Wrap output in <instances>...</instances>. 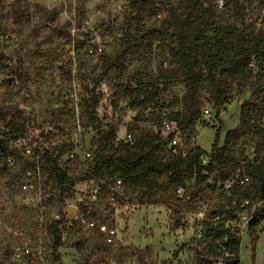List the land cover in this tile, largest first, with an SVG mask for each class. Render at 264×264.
<instances>
[{"label": "rangeland", "instance_id": "1", "mask_svg": "<svg viewBox=\"0 0 264 264\" xmlns=\"http://www.w3.org/2000/svg\"><path fill=\"white\" fill-rule=\"evenodd\" d=\"M155 1L153 18L147 14L139 21L126 0H0V133L8 131L10 118L24 119L28 137L76 150L75 159L65 152L58 160L72 179L91 165L84 151L90 147L92 153L99 123L116 126L117 140L127 132L138 136L149 130L162 137L171 133L174 123L165 115L174 109L170 96L183 92L179 81L162 91L156 108H132L120 92L132 74L154 77L166 57L157 44L139 41L142 25H158L166 14L165 0ZM243 1L250 22L259 14V1ZM214 2L224 9L223 0ZM253 79L233 83L236 94L219 112L205 102L197 135L176 132L172 151L194 144L209 153L221 120L218 145L232 130L242 145L239 159L257 156V140L239 130L238 117L240 102L251 98L247 88ZM92 92L99 95L96 123L86 111ZM23 159L18 155L16 167L0 171V264H225L207 230L224 203L216 174L204 182L190 181L181 194L159 192V204L140 205L139 189L114 184L101 189L95 179L75 183L67 199L51 180V198L46 200L21 189ZM76 206L83 208L85 218L65 219L63 214L70 216ZM61 217L62 246L54 250L52 225ZM100 223L106 231L99 229ZM238 259V264H264V223L254 230V238L248 231L240 233Z\"/></svg>", "mask_w": 264, "mask_h": 264}, {"label": "trees", "instance_id": "2", "mask_svg": "<svg viewBox=\"0 0 264 264\" xmlns=\"http://www.w3.org/2000/svg\"><path fill=\"white\" fill-rule=\"evenodd\" d=\"M126 1L136 20L140 21L147 14L153 18L151 10L157 4L155 0ZM258 1L259 14L254 21L247 22L249 7L243 0H223L222 10L214 0H165L166 14L158 25H142L139 41L149 46L157 44L166 57L154 77L132 74L127 83L121 85L120 92L132 108H156L162 91L170 83L179 81L183 92L170 96V107L174 109L165 115L168 122L174 123L173 131L162 137L159 133L143 130L138 136L132 134V141L125 142L117 140L116 126L105 127L99 123L94 127L96 134L91 142V165L74 179L66 177L58 165V160L66 152L64 148H56L53 154H44L42 166L51 180L59 183L61 198L71 197L69 188L80 181L95 179L100 182L101 189H106L108 184L116 185L120 180L121 185L140 190L138 204H159V192L175 191L190 181L204 182L216 174L223 183L236 175H248V184H233L228 192L220 193L224 203L213 213V225L207 228L212 241H217L214 244L219 248V255L223 256L222 263L238 264L240 237L225 228L223 223L237 218V212L243 210L240 207L243 200L264 201V0ZM251 78L254 79L247 88L251 98L240 102L238 117L239 130L257 140L261 149L257 156L239 159L242 145L232 130L226 131L219 146L224 129L221 120L209 153L194 144L185 149V154L172 151L169 145L176 132L187 133L190 137L197 135L195 126L205 102L219 112L236 94L233 83ZM98 102L99 95L92 92L86 111L93 123L98 122ZM161 106L164 110L165 105ZM5 128L11 136L26 133L24 119L10 118ZM164 151H168L167 157L162 154ZM11 152L7 142L0 139V161ZM202 154L208 156L205 165L199 164L198 158ZM7 170L0 166L1 172ZM62 221L61 217L52 225L54 250L62 246ZM260 221H264V204L255 210L250 233Z\"/></svg>", "mask_w": 264, "mask_h": 264}, {"label": "built area", "instance_id": "3", "mask_svg": "<svg viewBox=\"0 0 264 264\" xmlns=\"http://www.w3.org/2000/svg\"><path fill=\"white\" fill-rule=\"evenodd\" d=\"M167 126H170V124H167ZM64 134L68 135L67 128H64ZM0 139H3L5 142H7L9 149L12 150V152L1 161L0 166H5L7 169L11 170L17 165L16 161L18 155L24 157L23 162L19 168V175L22 178L20 184L21 189L24 191L36 193L39 197L43 195L42 197L44 199L49 200L51 198V193L48 190L49 185L51 184V178L48 172L42 166V156L44 154H53L56 147H52L47 142L40 143L38 140L28 137L26 133L23 135L11 136L8 131L2 132L0 133ZM121 140L125 142L132 141V133L127 132L125 137ZM172 143H175L174 138H172L170 145ZM181 151L184 154L186 153L185 149H182ZM66 154L68 156V159L70 160L75 159L77 156V152L74 149H68L66 151ZM84 157L90 159V147L86 151H84ZM198 160L200 165H205L208 161V156L206 154H202L201 156H199ZM249 181L250 178L248 175H236L235 178L221 183L220 187H223L221 189V193L228 192L233 184L246 185L249 183ZM116 185H121L120 180L116 181ZM183 189L184 187L179 186L175 191L181 194L183 192ZM69 190H72V187L69 188ZM97 193L98 188L96 187L91 192L92 197L95 198ZM87 198L90 200V190ZM113 198L114 196L111 197V199ZM233 204H235V202H233ZM262 204H264V201L258 199L243 200L240 204V207L243 208V210L241 212H237V218L234 220H225L223 226L225 228L231 229L239 237L240 233H242L243 230L249 232L255 210L260 209L262 207ZM81 208L82 207L76 206V211L70 214L71 217L67 216L66 214H63V217L65 219H70L73 221L82 220L85 218V215L83 214ZM227 208L229 207L227 206ZM260 223H264V221H260L258 225ZM88 225L94 226L95 223L93 221H89ZM257 226L255 227V229L257 228ZM99 229L101 231H106V226L104 224H100ZM14 232H17V229H14ZM251 237L254 238V231L251 232Z\"/></svg>", "mask_w": 264, "mask_h": 264}]
</instances>
